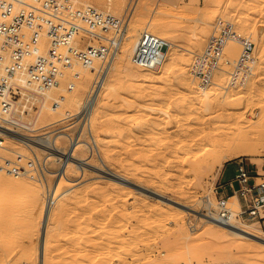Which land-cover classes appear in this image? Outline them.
I'll use <instances>...</instances> for the list:
<instances>
[{
    "label": "rangeland",
    "instance_id": "374dc122",
    "mask_svg": "<svg viewBox=\"0 0 264 264\" xmlns=\"http://www.w3.org/2000/svg\"><path fill=\"white\" fill-rule=\"evenodd\" d=\"M73 2L78 7L86 5ZM144 2L146 13L139 20L135 16L137 3L139 6ZM98 8L118 16L128 13L130 20L125 36L133 37L130 42L122 43L112 76L96 104L92 131L82 136L90 146L71 153L75 164L67 166L65 175L60 176L65 159L50 156L54 145H44L42 137L46 133L59 136L65 131L68 137L60 140V145L70 147L80 126L77 112L88 89L80 103L72 100L74 104H69L68 95L65 101L70 106L60 102L63 113L55 115L60 120L50 116L42 118L45 123L40 118L37 120L40 102L23 113L33 126L28 124L11 132L26 134L24 142L31 147L9 142L5 137L4 147H0L3 157H14L11 149L34 153L43 162L46 160L48 170L42 180H35L25 175H9L0 167V173L30 183L22 191L11 192L0 181V221L5 220L0 227L7 223L0 228V264H24L27 254L33 258L40 250L43 219L39 212L46 199L53 208L46 236L45 256L49 264H264V242L240 230L236 231L244 233L246 239L228 236L211 229L203 219V213L209 212L208 201L214 202L210 211L218 210L216 188L225 164L244 159L249 164L263 165L264 145L254 156L241 155L216 164L215 168H204L200 165L205 163L203 158L210 145L206 141L204 144L189 142L184 137L196 135L201 142L206 132L223 130L231 135L239 131L247 137H252L250 134L254 131L264 135V62L260 61L264 42L262 48L255 47L257 63L254 75L244 86L248 88L243 98L222 106L190 97L191 87H195L196 93L202 90L190 73L192 62L196 53L205 47L218 21L234 23L239 32L252 37L254 42L259 35L264 39V0H125L119 10L107 5ZM246 17L249 20L244 25L241 21ZM146 30L168 41L166 58L156 69L137 66L131 60L136 40ZM76 42L80 45L78 39ZM233 42L229 41L228 45ZM235 44L234 58L239 52L238 43ZM126 49L129 55L121 63L122 73H116ZM261 54L264 55V49ZM177 55H183L179 56L182 60ZM186 72L191 77L189 86L181 80ZM67 74L61 85L46 96L49 105L62 94L70 93ZM226 78L225 75L214 82L221 84ZM241 87L221 88V92L225 94L232 89L231 93H235ZM67 110L75 117L63 118ZM5 146L11 149L5 151ZM56 185L58 191L52 195ZM235 200L231 198L229 206L237 214L240 208ZM239 220L241 225L264 237L260 222L243 217ZM31 261L36 263L37 259Z\"/></svg>",
    "mask_w": 264,
    "mask_h": 264
},
{
    "label": "built area",
    "instance_id": "2783aa9c",
    "mask_svg": "<svg viewBox=\"0 0 264 264\" xmlns=\"http://www.w3.org/2000/svg\"><path fill=\"white\" fill-rule=\"evenodd\" d=\"M128 22V13L118 16L95 6L78 7L69 0H0V147L5 143L4 130L24 126L16 112L21 99L38 97L61 85L68 71L72 75L66 85L73 89L80 78L75 70L78 65L96 69L99 78L121 44L120 36ZM77 39L80 45L75 43ZM229 41L238 43L236 58L226 53ZM167 45L163 37L143 31L131 60L140 67L156 68L166 58ZM255 47L252 37L240 35L234 23L220 19L205 47L196 53L191 74L199 87H209L217 76L225 75L236 84H245L254 75ZM98 60L101 63L96 65ZM0 160V167L15 177L26 175L42 180L48 170L46 160L43 162L34 153L17 152L12 158ZM226 185L232 188V194H223ZM216 192L220 218H231L229 203L236 196L238 217L258 221L264 228V173L252 171L240 159L234 178L218 185Z\"/></svg>",
    "mask_w": 264,
    "mask_h": 264
},
{
    "label": "bare ground",
    "instance_id": "6f19581e",
    "mask_svg": "<svg viewBox=\"0 0 264 264\" xmlns=\"http://www.w3.org/2000/svg\"><path fill=\"white\" fill-rule=\"evenodd\" d=\"M71 1V0H69ZM74 1V0H73ZM72 1V2H73ZM75 1H80L86 5L84 6H81V7H89V6H95L98 8V6H103V5H107L109 8H112V9H115V10H119V9H122L123 8V5L125 3V0H75ZM74 3V2H73ZM140 3V2H139ZM76 4V3H75ZM142 5H139L138 6V3H137V11L135 13V16H137V18L139 20L142 19L143 15H145V2L144 3H141ZM136 5V4H135ZM136 9V8H135ZM148 9V8H147ZM109 12V11H108ZM116 12V11H115ZM114 14V13H113ZM246 15V14H245ZM130 20V18H129ZM248 18H243L242 19V23L244 25H246L248 23ZM129 24V22H128ZM128 24H127V28H125L123 30V32L121 33V44L119 45V47L116 49L114 55L108 60V62L106 63L105 65V69H104V73L98 78L97 77V74L94 76V72H95V69L94 68H91V67H85V66H81L82 68H75V70L78 71V73H80V78H79V83L76 82V84L73 86L74 88L73 89H70L71 91H69L70 93H66V95L62 94L60 97H59V100L56 101L55 103H59V105H55V103L51 106L49 105L48 103H46V96H50L51 92L50 90H52L53 88L49 89L48 91H46L45 93H43L42 95L38 96V97H33V98H23L21 99L18 104L16 105L17 109H16V112L18 113V118L17 120L19 121L20 125H28V124H33V123H29L30 121L26 119V116L25 114V111L28 110V109H32L33 108V104H36V102H40V107H41V112H40V115L36 116V119L38 120L40 118L39 121H43V123H45L46 121L44 120L45 118L49 117L50 118L52 117V119H55L53 117H56L55 115H58L60 114V116L62 115L61 113H63V111H61L63 109L62 105L60 104V102H63L65 101V99L67 98L66 96L68 95L70 101H69V104L70 102H72L74 104L73 101H75L76 103L77 102H81V96L82 94L87 91L88 89V94L84 100V102H82V104H80V110L79 112L77 113H80L79 115L76 113V115H78V118L80 119V126L78 127V132L76 133L77 135H75V138L73 139L72 138V142L70 141L71 145L70 147H65L63 145H60V140L62 141V139L64 137H68V133L65 132V131H61L59 136H53L52 137V134L50 133L48 135V133H46L47 135L43 136L42 137V142L45 143L44 145H47V146H50L51 144L54 145L53 147H51V149L53 150V152L50 153V156H52L53 158H57L59 160H62L65 159V162L63 165V167L61 168L60 170V176L61 175H65L66 172H67V166H69L71 163H74L75 162L73 161V159H75V156L71 155V153H75V151L79 148H82L84 146L86 147H89L90 144L88 141L84 140V138L82 139V136L85 135L88 131L89 133H91L92 131V126H91V121H92V118H93V114H94V111H95V108H96V104L99 100V98L101 97V95L103 94V89L105 88V85L107 83V81L110 79V77L112 76L111 72L113 70V67H114V61L116 58H119V56H117L119 50H120V47L122 45V43L124 42V44H126L127 42H130L131 39H132V35H127V38H126V32H127V29H128ZM217 27V26H216ZM239 32V31H238ZM252 32V31H251ZM240 35H243V33L239 32ZM254 33V31H253ZM263 35V34H262ZM254 36V35H253ZM257 36V35H256ZM258 41L257 42V46H261V44L264 42L263 40L264 39H261V36L259 35L257 37ZM45 39V38H44ZM139 38H137V42H136V45L133 43V45L137 46L138 43H139ZM255 42V43H256ZM77 45H79V43L75 42ZM237 42H233L231 43L230 45L227 46V49H226V53L231 55V56H235L237 53V47H236V44ZM3 44V39L0 38V47L2 46ZM132 44V43H131ZM44 45H47V40L45 39L44 40ZM168 46V45H167ZM166 46V47H167ZM256 46V48H257ZM263 46V45H262ZM261 46V48H262ZM165 47V48H166ZM239 47V46H238ZM130 48V47H129ZM128 48V49H129ZM124 50V53L126 51V54L125 56H122L119 60V66L117 67L116 69V73H122V64H124L123 60H125V58L129 55V52L127 53V50ZM264 49V48H263ZM263 49H261L260 51V55H261V59L260 61L264 62V55L261 54L263 53ZM128 51H131L130 49ZM166 51V50H165ZM189 51V50H188ZM134 52V50H133ZM133 52L131 54H133ZM191 52V51H189ZM193 53V52H192ZM239 53V52H238ZM259 54V53H258ZM117 56V57H116ZM179 56H183V55H179ZM179 56L177 55V57L179 58ZM176 58V57H175ZM180 60H182V57L179 58ZM179 59H176L175 61L177 62V64H179L178 61ZM100 61V60H98ZM260 62V64H261ZM98 63V62H97ZM96 63V64H97ZM101 63V61L99 62V64ZM161 65V64H160ZM159 65V66H160ZM263 65V64H262ZM159 66H157L156 68H158ZM185 67V66H184ZM156 68H152V69H156ZM151 69V68H149ZM69 72H72V71H68L67 73L70 75L68 76V79L71 78V73ZM189 72V71H188ZM184 72H182L183 74ZM191 73V72H190ZM67 74V75H68ZM192 75V74H191ZM183 77L181 78V80L183 81V83H185L186 85L189 86V84H191V77H190V74H187V72L182 75ZM193 77V76H192ZM219 77H222V76H217V78ZM194 78V77H193ZM120 80V78L118 79ZM193 81V80H192ZM92 83V85H91ZM216 85L215 87L213 86L212 88L210 89H207L206 87H202L201 91H199L198 89V93L197 90L195 92L194 88H190V97L191 98H195L197 99L199 102H208V103H211L212 105L215 103V105H226L228 102H232L234 100H237V99H241L243 98V96L245 95V93H247L245 90L248 88H244L245 84H236L231 78H226L221 84L217 83V82H214ZM213 83V84H214ZM195 85V84H194ZM193 85V86H194ZM60 86V85H59ZM59 86H56V87H59ZM232 86H235V87H241V88H238L236 89L237 92L235 93H231L233 92V90L231 89L230 91L229 90H226V91H229V92H225V94H223L221 92V88H230ZM68 88V87H67ZM69 89V88H68ZM251 89V88H250ZM248 89V91L250 90ZM55 90V89H54ZM105 91V90H104ZM235 91V90H234ZM250 92V91H249ZM251 93V92H250ZM249 94V93H248ZM107 96V95H105ZM104 96V97H105ZM64 97V98H62ZM103 98V97H102ZM73 100V101H72ZM67 102V101H65ZM214 102V103H212ZM71 103V104H72ZM68 104V102H67ZM68 104V105H69ZM35 106V105H34ZM70 106V105H69ZM72 107V105H71ZM216 107V106H215ZM218 107V106H217ZM219 108V107H218ZM39 111V110H38ZM264 111V110H263ZM65 117L63 118H70L72 117V115L74 113H71L70 111H66L64 113ZM264 114V113H263ZM59 116V117H60ZM264 116V115H263ZM59 117H56L57 119H59ZM42 118H44L42 120ZM263 118V117H262ZM35 119V120H36ZM48 119V118H47ZM51 119V120H52ZM34 120V122H35ZM60 120V119H59ZM29 121V122H28ZM45 121V122H44ZM50 121V120H49ZM32 122V121H31ZM38 123V121H37ZM35 123V124H37ZM40 123V122H39ZM50 123V122H49ZM52 123V122H51ZM54 123V121H53ZM42 124V122L40 123ZM46 125V124H45ZM33 126V125H32ZM40 126V125H39ZM48 126V125H47ZM45 126V127H47ZM43 127V126H42ZM87 127V129L85 128ZM256 127V126H255ZM262 127H264L262 125ZM91 128V130H90ZM3 129L1 126H0V130ZM30 129H34V127H30ZM217 129H219L217 127ZM227 130V129H226ZM231 130V129H230ZM228 130V131H230ZM237 130V129H236ZM210 131V130H209ZM4 134H5V137L6 139L9 140V142H15V143H19L21 145H24V146H28V147H31V145L29 143H26L24 142V138H25V135L26 134H23V133H13L11 132V130L7 131V130H4L3 131ZM207 134L202 138L201 142L195 138L196 135H192V136H184L187 138V141L189 142H195V143H202L203 141H206L207 144H209V151L207 153V155H205V157L203 158L205 161V163H203V165H200L201 167H204V168H208V167H212L215 168L214 166L217 164V165H221L223 164L224 161H226L227 159H231L233 157H238V156H241V155H249V156H254L258 153V149L260 146H263L264 145V135H261V134H258L256 131H254L253 134H250V135H253L252 137H247L246 134H241L239 131L236 133V134H233L231 135L229 132H217V133H213L212 131L211 132H206ZM232 133V132H231ZM45 134V133H44ZM183 140V139H182ZM186 140V139H185ZM177 141V140H176ZM178 141H179V138H178ZM184 141V140H183ZM194 143V144H195ZM50 144V145H49ZM62 144V143H61ZM204 144V143H202ZM206 144V143H205ZM15 146V145H14ZM188 146H189V143H188ZM206 146V145H205ZM204 146V147H205ZM203 147V148H204ZM208 147V146H207ZM264 147V146H263ZM206 148V147H205ZM11 149L9 146H5L4 150H9ZM26 149V148H25ZM41 149V148H40ZM17 150V149H16ZM197 150V149H196ZM201 150V149H200ZM203 150V149H202ZM201 150V151H202ZM11 151V153L15 152H19L18 151H15V149H11L9 150ZM7 151V152H9ZM19 153H22V154H25V152L21 151ZM261 154V152H260ZM0 157H3V155H1L0 153ZM72 158V159H71ZM79 159V158H78ZM82 158H80L81 160ZM210 159H213L212 161H210ZM200 160V159H199ZM196 163V161H195ZM198 163H201V162H198ZM214 164V165H213ZM81 166V165H80ZM212 168V169H213ZM26 176V175H25ZM26 177H30V176H26ZM32 178V177H31ZM0 181L3 185H8L9 188L8 190L9 191H22L24 189L27 188V185H29L30 183L28 181H26L25 179H21V180H15L11 177H8L6 176L5 174H2L0 173ZM57 185L53 188V194L52 195H55L54 193H56L58 191L57 189ZM72 191V190H70ZM51 192V193H52ZM64 193V192H62ZM49 194V193H48ZM67 194V193H65ZM61 195V194H60ZM233 199H236L235 202L237 204V206H239L240 208V205H239V202H238V199L236 196L232 197ZM42 202H45L44 199L42 198ZM51 201H49V199H46V202H45V205L42 207L41 209V213L39 212L40 216L42 217L43 221H41L40 223H42V236H41V239H40V250L35 254V256L33 258H30V256H28V254L25 252L24 255H26V257H24L23 259L26 261L24 264H27V263H31L33 259H37V262L34 263V264H49V260H47V257L45 256V251L47 250V247H48V240L46 238L47 236V230H48V223H49V216L52 214V211H53V208H52V205L50 204ZM203 202H206V201H203ZM210 202V204H208V213H203V219H205V221H207L209 224H210V227L211 229H217V230H220L222 231L223 233H227L228 236L229 235H235L237 237H241L243 239H246V235L240 233L241 231L242 232H246V233H250L253 235H256L258 237H261L262 239H264V237L262 236H259L257 234H255L253 231H251L250 227H244L243 225H241L242 223L240 222L239 220V217H238V213L235 214V211L234 209L232 208V216L229 220H223L222 218L219 217V214L217 212H214L213 210L210 211L211 209V204L213 205L214 202L213 201H208ZM205 204V203H204ZM28 205V204H27ZM30 206V204H29ZM28 206V207H29ZM42 206V205H41ZM31 207V206H30ZM36 207V206H35ZM192 209V208H191ZM25 210V209H24ZM32 210V209H31ZM35 210V209H34ZM39 210V209H37ZM26 211V210H25ZM36 211V210H35ZM28 212V211H27ZM30 212V211H29ZM212 213H215L211 214ZM32 214V213H31ZM235 214V215H234ZM36 216V215H35ZM235 216V217H234ZM31 217V216H30ZM49 217V218H48ZM5 218V217H4ZM41 219V218H40ZM4 220V219H2ZM1 220V221H2ZM9 220V219H8ZM0 221V223H1ZM5 221V220H4ZM16 221V220H15ZM3 224V223H2ZM7 223L3 224L2 227L4 228L5 225ZM36 226V225H35ZM251 226V225H250ZM0 227V228H2ZM9 228V227H8ZM19 229V228H18ZM238 230H240V232H237ZM216 231V230H215ZM219 233V232H218ZM188 236V235H187ZM12 237V236H11ZM250 241V240H249ZM245 246V245H244ZM32 249V248H31ZM33 251V250H32ZM32 253V252H31ZM12 259V258H11ZM22 259V260H23ZM6 260V259H5ZM7 261H8V258H7ZM16 261V260H15ZM3 263V262H2ZM13 263V262H11ZM15 263V262H14ZM4 264V263H3Z\"/></svg>",
    "mask_w": 264,
    "mask_h": 264
},
{
    "label": "crops",
    "instance_id": "0c3cea01",
    "mask_svg": "<svg viewBox=\"0 0 264 264\" xmlns=\"http://www.w3.org/2000/svg\"><path fill=\"white\" fill-rule=\"evenodd\" d=\"M240 160H235L234 163H227L225 164L224 168L222 169L221 175L219 177V185H223V184H227L228 182H230L235 174L237 173V162H239ZM249 168L252 171H256V169L259 170V172L264 173V164L259 165L256 162L249 164L247 163ZM223 194L225 195H230L233 193L232 188L229 186H225V189L222 190Z\"/></svg>",
    "mask_w": 264,
    "mask_h": 264
},
{
    "label": "water",
    "instance_id": "95a60500",
    "mask_svg": "<svg viewBox=\"0 0 264 264\" xmlns=\"http://www.w3.org/2000/svg\"><path fill=\"white\" fill-rule=\"evenodd\" d=\"M253 236H255L256 238H258L260 241L264 242V239H262L261 237H258L256 235H253Z\"/></svg>",
    "mask_w": 264,
    "mask_h": 264
}]
</instances>
